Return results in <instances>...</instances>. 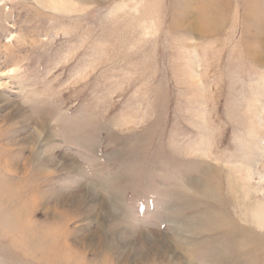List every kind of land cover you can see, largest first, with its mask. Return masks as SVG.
<instances>
[{"label":"rangeland","instance_id":"374dc122","mask_svg":"<svg viewBox=\"0 0 264 264\" xmlns=\"http://www.w3.org/2000/svg\"><path fill=\"white\" fill-rule=\"evenodd\" d=\"M0 264H264V0H0Z\"/></svg>","mask_w":264,"mask_h":264},{"label":"bare ground","instance_id":"6f19581e","mask_svg":"<svg viewBox=\"0 0 264 264\" xmlns=\"http://www.w3.org/2000/svg\"><path fill=\"white\" fill-rule=\"evenodd\" d=\"M24 205V204H22ZM25 208V207H24ZM22 209V208H20ZM20 209L17 210V213L20 211ZM14 226V225H13ZM52 232V228L50 229V231H48L47 233H45V236L51 235L50 233Z\"/></svg>","mask_w":264,"mask_h":264}]
</instances>
